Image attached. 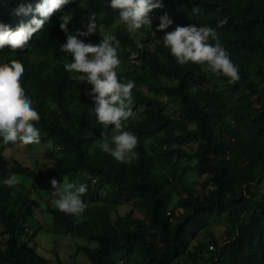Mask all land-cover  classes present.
<instances>
[{"label": "trees", "instance_id": "obj_1", "mask_svg": "<svg viewBox=\"0 0 264 264\" xmlns=\"http://www.w3.org/2000/svg\"><path fill=\"white\" fill-rule=\"evenodd\" d=\"M37 2L0 0V23L15 30L32 16L17 9L34 8ZM162 2L148 13L155 25L163 14L173 20L159 30L161 37L176 25L214 28L238 66L239 79L212 73L206 64L180 65L162 39L148 30L137 38L118 23L112 33L119 42L117 78L134 81L132 112L138 111L137 118L121 122L122 130L137 137L129 163L99 149L102 128L92 113L91 85L81 81L82 74L65 70L72 58L60 49L66 40L59 28L62 14L72 13L67 25L72 32L83 30L94 13L96 33L81 39L98 44L118 9L108 7L107 0H68L23 47L0 48V63L24 68L20 86L40 115L33 123L41 140L61 151L54 165L33 169L15 158L9 162L6 145L0 144V264H50L21 238L31 228L28 239L34 237L38 203L20 184L5 185L9 175L46 191L63 176L66 183L87 185L82 216L48 206V231L83 238L77 249L90 264H264V189L259 191L264 179V0ZM190 171L202 180L189 181ZM100 190L105 191L102 199ZM173 197L178 200L170 205ZM120 200L143 208L145 219L119 214ZM215 215L227 222L224 238L208 236L201 246L191 244L187 229ZM55 264L80 263L56 258Z\"/></svg>", "mask_w": 264, "mask_h": 264}, {"label": "clouds", "instance_id": "obj_2", "mask_svg": "<svg viewBox=\"0 0 264 264\" xmlns=\"http://www.w3.org/2000/svg\"><path fill=\"white\" fill-rule=\"evenodd\" d=\"M68 0H38L34 8L26 9L21 5L17 14L32 12L31 18L11 29L0 23V48L9 45L13 50L23 47L35 33L41 30L54 10L60 9ZM108 7L118 9L119 20L129 33L135 34L144 26L151 25L149 11L162 7V0H107ZM95 14L87 17L83 30L70 32L67 25L72 21V13L66 12L59 17V28L66 33V40L60 44L61 51L71 55V61L64 64L68 72L80 73L81 81L91 85L89 93L93 101L92 113L101 125L99 149L118 162L129 163L136 156V135L122 130L121 122L133 115L131 89L134 81L121 82L117 78L119 42L110 33H105L98 44L84 42L81 37L96 33ZM155 25L163 30L173 24V20L163 14ZM211 41H215L214 43ZM162 44L169 50L176 62L184 65L188 62L206 64L212 73H223L231 81L239 79L238 66L229 58L227 51L216 37L215 29L206 25H176L170 31H164ZM137 48L143 45L139 40ZM24 77V68L19 63H0V144L7 145L39 143L40 129L33 122L40 120L33 101L22 91L20 82ZM111 125V128L108 126ZM5 185L17 183L15 175H9ZM52 205L65 214L80 218L87 203L82 199L87 192L84 183H61L51 181Z\"/></svg>", "mask_w": 264, "mask_h": 264}, {"label": "rangeland", "instance_id": "obj_3", "mask_svg": "<svg viewBox=\"0 0 264 264\" xmlns=\"http://www.w3.org/2000/svg\"><path fill=\"white\" fill-rule=\"evenodd\" d=\"M122 21L119 20V17H115L113 24L103 30L105 33H110L112 35L115 26ZM147 30L153 35L156 36L159 40L162 39L159 30L155 28V24L151 23L150 26H144L135 33L136 37H143ZM162 101L168 105V112H172L173 107L172 103L164 96H160ZM138 111H133V115L129 118H137ZM192 125V124H191ZM111 128V125L108 126ZM189 150V149H188ZM191 152V151H190ZM60 149L52 146L50 140L44 142L40 139L39 143L33 144H22L17 142L15 144L9 143L4 148V154L7 160L10 162L12 158L19 160L24 165L30 166L33 169H40L43 167H49L54 165L60 158ZM186 177L189 181H194L196 179L202 180L203 177H197L192 171L186 174ZM17 183L22 186L23 190H28L29 195L34 198L38 207L35 209V218H36V231L34 237L28 239L29 235L33 232V229H28L25 232L27 234H22V239H27L28 245L33 246L36 253L44 256L50 264L56 263V258H59L60 261L70 262L77 261L80 264H90L86 255L77 249V245L83 244L86 241L83 238L76 237L68 233H53L48 231L51 227V214L48 211V206L54 207L51 203L53 196L51 191L53 188L48 191L41 189V187L33 185L29 179L16 176ZM61 183H66V178L63 176L57 182V185ZM264 189V179L260 184L259 191L263 192ZM99 198L102 199L105 196V191H98ZM178 198L173 197L171 204L175 203ZM121 204L118 206V213L123 215L127 212H131L133 216L145 219L146 214L143 208L134 207L131 204V201L120 200ZM112 216L115 215L114 212L111 213ZM227 222L225 217H210L207 222L202 225L189 227L187 229V234L191 237V244L196 246H201L206 243L208 236H214L217 240L221 241L224 238V231L226 229ZM3 229L0 228V238L3 235Z\"/></svg>", "mask_w": 264, "mask_h": 264}, {"label": "built area", "instance_id": "obj_4", "mask_svg": "<svg viewBox=\"0 0 264 264\" xmlns=\"http://www.w3.org/2000/svg\"><path fill=\"white\" fill-rule=\"evenodd\" d=\"M209 248H211V247H209Z\"/></svg>", "mask_w": 264, "mask_h": 264}]
</instances>
